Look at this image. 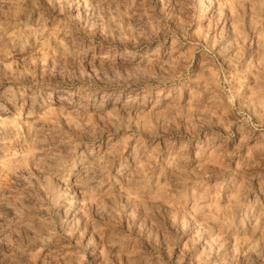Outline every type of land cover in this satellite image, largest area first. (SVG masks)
I'll return each instance as SVG.
<instances>
[{
    "label": "rangeland",
    "instance_id": "rangeland-1",
    "mask_svg": "<svg viewBox=\"0 0 264 264\" xmlns=\"http://www.w3.org/2000/svg\"><path fill=\"white\" fill-rule=\"evenodd\" d=\"M0 264H264V0H0Z\"/></svg>",
    "mask_w": 264,
    "mask_h": 264
},
{
    "label": "bare ground",
    "instance_id": "bare-ground-1",
    "mask_svg": "<svg viewBox=\"0 0 264 264\" xmlns=\"http://www.w3.org/2000/svg\"><path fill=\"white\" fill-rule=\"evenodd\" d=\"M207 0H200V6H204Z\"/></svg>",
    "mask_w": 264,
    "mask_h": 264
}]
</instances>
